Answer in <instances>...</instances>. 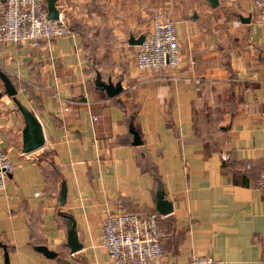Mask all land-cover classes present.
Segmentation results:
<instances>
[{"label":"crops","instance_id":"crops-1","mask_svg":"<svg viewBox=\"0 0 264 264\" xmlns=\"http://www.w3.org/2000/svg\"><path fill=\"white\" fill-rule=\"evenodd\" d=\"M216 1L54 0L68 34L37 48L0 43V71L15 89L7 96L0 82V148L14 164L0 190V264L4 254L7 264H110L101 218L156 212L159 191L171 208L158 218L169 264L193 255L264 264L262 29L252 0ZM156 12L173 21L174 71L134 66L127 38L144 36ZM96 77L120 92L106 97ZM15 101L42 139L28 152Z\"/></svg>","mask_w":264,"mask_h":264},{"label":"built area","instance_id":"built-area-1","mask_svg":"<svg viewBox=\"0 0 264 264\" xmlns=\"http://www.w3.org/2000/svg\"><path fill=\"white\" fill-rule=\"evenodd\" d=\"M252 5L262 29L264 44V0H252ZM68 33L69 28L60 16L47 18L42 0H0V43L28 42L37 48ZM180 64L173 21L156 12L151 17L149 31L136 45L135 69L166 68L174 71ZM13 168V162L0 148V190ZM256 187L264 191V157ZM158 218L156 212L105 214L100 220V246L108 254L110 264H169L163 254L166 229L157 224ZM187 264L217 262L207 255H193Z\"/></svg>","mask_w":264,"mask_h":264},{"label":"water","instance_id":"water-1","mask_svg":"<svg viewBox=\"0 0 264 264\" xmlns=\"http://www.w3.org/2000/svg\"><path fill=\"white\" fill-rule=\"evenodd\" d=\"M54 0H46L45 2V9H46V16L49 19H56L57 18V10L54 7ZM210 6H214L217 1L216 0H207ZM143 35H138L137 37L129 36L127 38V43L129 45H138L142 39ZM0 82L2 84V91L7 96H14L15 89L13 88L10 80L8 77L3 74L0 71ZM95 85L97 87L103 88L106 97H112L116 94H118L121 90L120 84L118 81L112 83L110 80H107L106 82L99 81L98 77L95 78ZM15 105L19 112L21 113L23 117V130H22V151L28 152L33 149L38 148L41 143L42 139L40 137V134L38 132V126L35 118L32 116V114L27 111L23 106H21L19 103L15 101ZM128 133L131 135V145H138L140 144V139L137 134V132L129 125L127 129ZM64 200V186L61 184L60 186V192L58 195V204L62 205ZM170 204L165 199L162 198L161 192H156L155 195V211L159 215H164L170 211ZM70 220V225L66 231V245L69 248L70 251H75L80 247L79 243L76 241L74 230H73V222L70 217H68ZM35 249L41 253H43L45 256H52L54 255V252L48 250L45 246H36ZM4 264H7L6 255L4 254Z\"/></svg>","mask_w":264,"mask_h":264},{"label":"rangeland","instance_id":"rangeland-1","mask_svg":"<svg viewBox=\"0 0 264 264\" xmlns=\"http://www.w3.org/2000/svg\"><path fill=\"white\" fill-rule=\"evenodd\" d=\"M86 33H87V29L83 30V34H86ZM85 40H86V42L88 43L89 40H87V37L85 38ZM85 45H86V44H85ZM86 46L89 48V47L92 46V45H91V44H87Z\"/></svg>","mask_w":264,"mask_h":264},{"label":"trees","instance_id":"trees-1","mask_svg":"<svg viewBox=\"0 0 264 264\" xmlns=\"http://www.w3.org/2000/svg\"><path fill=\"white\" fill-rule=\"evenodd\" d=\"M157 224L159 225V223H158V219H157ZM161 228H165V226H162V225H159ZM165 229H167V227L165 228Z\"/></svg>","mask_w":264,"mask_h":264}]
</instances>
